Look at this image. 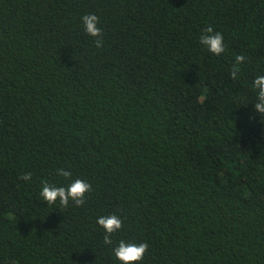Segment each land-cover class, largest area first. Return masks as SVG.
<instances>
[{
  "label": "trees",
  "instance_id": "obj_1",
  "mask_svg": "<svg viewBox=\"0 0 264 264\" xmlns=\"http://www.w3.org/2000/svg\"><path fill=\"white\" fill-rule=\"evenodd\" d=\"M258 75L264 0H0V264H120L121 240L148 245L137 264H264ZM77 178L82 206L42 201Z\"/></svg>",
  "mask_w": 264,
  "mask_h": 264
},
{
  "label": "clouds",
  "instance_id": "obj_2",
  "mask_svg": "<svg viewBox=\"0 0 264 264\" xmlns=\"http://www.w3.org/2000/svg\"><path fill=\"white\" fill-rule=\"evenodd\" d=\"M84 31L91 37L97 38L94 40V45L97 48L102 47L103 40L101 29L98 27L99 19L94 14H86L82 18ZM200 43L207 50L216 56H220L225 51L223 36L219 32H214L211 26L202 30L199 37ZM235 63L230 72V78L236 80L240 72L239 65L244 62L243 55L235 56ZM253 88L256 89L255 103L252 104L254 112L260 117L264 115V75L256 76L252 81ZM57 174L64 178H71L72 173L64 169H58ZM24 181L31 179V173H25L19 177ZM91 190V185L79 178L71 180L65 186H56L48 182H43L41 186L40 196L46 205H53L57 201L67 207L71 201L75 206L79 207L84 204L85 194ZM97 225L103 229V243L111 245L112 234L122 228L121 219L115 214L102 215L97 218ZM148 250L146 243H134L119 241L113 248L112 254L120 262V264H137L143 260L144 254Z\"/></svg>",
  "mask_w": 264,
  "mask_h": 264
}]
</instances>
